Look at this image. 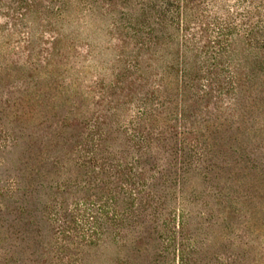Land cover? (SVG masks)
<instances>
[{"label": "trees", "instance_id": "16d2710c", "mask_svg": "<svg viewBox=\"0 0 264 264\" xmlns=\"http://www.w3.org/2000/svg\"><path fill=\"white\" fill-rule=\"evenodd\" d=\"M0 153V264H264V0H0Z\"/></svg>", "mask_w": 264, "mask_h": 264}, {"label": "rangeland", "instance_id": "374dc122", "mask_svg": "<svg viewBox=\"0 0 264 264\" xmlns=\"http://www.w3.org/2000/svg\"><path fill=\"white\" fill-rule=\"evenodd\" d=\"M89 32H91V31H89ZM92 72H94V71H92ZM1 156H4L3 153H0V157H1ZM5 171H6L5 166L0 167V176L3 175V173H4ZM94 255H95V256H98V257L96 258V260L94 259V257H95ZM93 256H94V257H93ZM92 257H93V258H92ZM101 258H103V256H102V254H100V251H94L93 254H92V256L90 257V262H91L92 264H95V262H96V264H100V262L102 261Z\"/></svg>", "mask_w": 264, "mask_h": 264}]
</instances>
